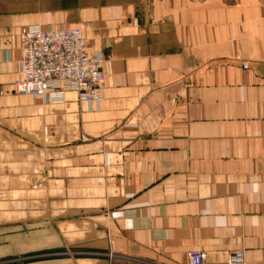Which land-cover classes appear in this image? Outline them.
Returning <instances> with one entry per match:
<instances>
[{
	"label": "crops",
	"instance_id": "crops-1",
	"mask_svg": "<svg viewBox=\"0 0 264 264\" xmlns=\"http://www.w3.org/2000/svg\"><path fill=\"white\" fill-rule=\"evenodd\" d=\"M32 24L83 30L99 104L16 91ZM193 248L264 264V0H0V264Z\"/></svg>",
	"mask_w": 264,
	"mask_h": 264
},
{
	"label": "built area",
	"instance_id": "built-area-1",
	"mask_svg": "<svg viewBox=\"0 0 264 264\" xmlns=\"http://www.w3.org/2000/svg\"><path fill=\"white\" fill-rule=\"evenodd\" d=\"M102 60L100 52H91L80 27L45 29L39 24L28 25L22 30V74L15 82L16 91L62 102L66 93L74 90L81 101L99 104L107 81ZM188 259L189 264H204L207 252L193 248ZM229 262L243 263V252L232 253Z\"/></svg>",
	"mask_w": 264,
	"mask_h": 264
}]
</instances>
